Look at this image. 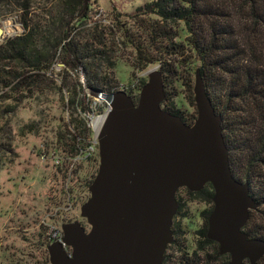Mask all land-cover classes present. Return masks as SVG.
<instances>
[{
  "label": "rangeland",
  "instance_id": "rangeland-1",
  "mask_svg": "<svg viewBox=\"0 0 264 264\" xmlns=\"http://www.w3.org/2000/svg\"><path fill=\"white\" fill-rule=\"evenodd\" d=\"M149 1L89 0L88 16L75 21L74 26L79 28L72 34L78 42L101 40L105 43L101 49L107 51L106 59L95 62L91 72L116 85V92L129 91L136 101L149 80V72L160 69V63H150L139 70L138 51L132 40L138 43L142 40L154 58L161 56L164 60L168 56L162 53L166 51V42H151V28L143 26L142 20L149 22L154 17L135 16L138 8ZM55 2L35 0L33 5L45 14ZM12 16H20V12L0 10V24ZM13 36L16 35L9 38ZM57 56L48 85L27 93L21 100L15 99L17 94L4 97L7 90L0 86V264H51L48 245L53 242V233L62 231L64 223L80 220L87 230L91 228L81 216V206L89 199V187L98 172L99 144L90 155L82 154L81 150L98 141L92 124L108 110V100L104 97L108 92L100 89L102 98L93 95L87 87L88 69L84 65L69 69L62 63L61 50ZM175 58L179 67L170 77L168 87L173 92L172 100L187 119L195 113L197 118L194 86L196 67L200 64L189 52ZM143 79L146 83L142 86ZM77 120H84L90 132L77 137L73 149L71 145L79 131ZM177 194V199L180 196L187 202L176 218L181 226L174 240L179 241L181 249L176 246L167 249L171 264H178L184 251L197 248L196 231L203 225L202 212L208 207L205 202L189 199L185 188ZM255 215L262 214L259 211ZM199 256L205 258L203 253ZM200 264L207 263L202 260Z\"/></svg>",
  "mask_w": 264,
  "mask_h": 264
},
{
  "label": "water",
  "instance_id": "water-1",
  "mask_svg": "<svg viewBox=\"0 0 264 264\" xmlns=\"http://www.w3.org/2000/svg\"><path fill=\"white\" fill-rule=\"evenodd\" d=\"M89 0H84L83 12ZM197 118L188 124L162 107L163 73L149 72L136 101L126 91L109 96L111 109L98 135L99 168L79 221L64 223L63 243L48 245L51 264H164L174 241L173 221L179 211L177 192L214 188L208 237L230 254L228 264H257L264 240L244 230L260 203L248 181L231 167L230 150L206 84L196 69ZM103 97L99 90H92Z\"/></svg>",
  "mask_w": 264,
  "mask_h": 264
},
{
  "label": "trees",
  "instance_id": "trees-1",
  "mask_svg": "<svg viewBox=\"0 0 264 264\" xmlns=\"http://www.w3.org/2000/svg\"><path fill=\"white\" fill-rule=\"evenodd\" d=\"M34 1L0 0V10L20 12L26 29L23 35L9 38L0 45V86L7 90L4 97L17 94L15 99L21 100L27 93L48 85L61 50L65 67L78 69L84 65L89 71L87 87L108 92L104 97L109 99L116 92V85L91 72L95 62L106 59L107 51L101 49L105 43L95 39L92 43L89 40L82 43L72 35L79 28L74 26L75 21L88 16L89 9L83 12L84 0H56L54 7L45 14L34 8ZM135 16L154 17L149 22L142 20L143 26L151 28V42H166L165 46L161 45L166 49L161 52L168 55L163 60L161 56L152 57L142 40L139 43L132 40L138 51L139 70H144L150 63H160L166 89L163 108L181 116L188 124L196 119V113L190 119L183 115L168 88L179 67L175 57L189 52L200 64L196 69H200L212 103L223 117L232 171L238 179L250 183L251 194L264 207V0H151L140 6ZM178 22L183 25L178 27ZM145 83L143 79L142 86ZM77 129L78 135L74 136L71 145L73 149L77 137L90 132L84 120H77ZM185 189L189 199L205 202L208 207L202 212L204 223L196 231L197 248L184 251L178 264H200L202 260L207 264H228L230 254H221L218 242L208 237L209 217L214 207L212 184L208 183L197 192ZM178 201L180 207L173 221L175 236L180 234L181 226L176 218L181 215L187 200L179 196ZM259 211L262 215L256 216L255 212ZM261 221L264 222V209L253 210L244 230L251 237L264 240ZM172 246L181 249L178 240H174L168 249ZM167 251L164 264H171L172 257ZM199 253L205 258H200ZM263 261L264 257L257 264H263Z\"/></svg>",
  "mask_w": 264,
  "mask_h": 264
},
{
  "label": "built area",
  "instance_id": "built-area-1",
  "mask_svg": "<svg viewBox=\"0 0 264 264\" xmlns=\"http://www.w3.org/2000/svg\"><path fill=\"white\" fill-rule=\"evenodd\" d=\"M0 44L5 40V39H9L10 36H12L13 34L16 36H21L26 32V29L24 27V24L22 22V20L20 19V16H12L7 18L6 21H3L0 24ZM13 36V37H16ZM102 98V97H101ZM108 100V110L106 111L105 114L99 115V116H105V119L111 109V104H110V100ZM98 116V117H99ZM92 128H93V124H92ZM98 136V135H97ZM81 141V138H79ZM85 139V138H84ZM97 144H99V141L95 140V142L90 143L89 147L85 150L82 149L81 153H87L88 155L92 154V152H94L96 150V146ZM63 237H64V233L63 231H56L55 233H53V235L51 236V240L54 241H60L63 243ZM63 245L68 249L69 252H71L70 247H68L65 243H63Z\"/></svg>",
  "mask_w": 264,
  "mask_h": 264
},
{
  "label": "bare ground",
  "instance_id": "bare-ground-1",
  "mask_svg": "<svg viewBox=\"0 0 264 264\" xmlns=\"http://www.w3.org/2000/svg\"><path fill=\"white\" fill-rule=\"evenodd\" d=\"M0 32H1V29H0ZM104 121H105V116H101L97 118L95 122L93 123V128L96 131L97 135H99Z\"/></svg>",
  "mask_w": 264,
  "mask_h": 264
},
{
  "label": "flooded vegetation",
  "instance_id": "flooded-vegetation-1",
  "mask_svg": "<svg viewBox=\"0 0 264 264\" xmlns=\"http://www.w3.org/2000/svg\"><path fill=\"white\" fill-rule=\"evenodd\" d=\"M84 218V217H83ZM74 221H76V220H74ZM77 221H79L82 225H83V223L80 221V220H77ZM73 222V221H72ZM84 226V225H83ZM85 228H86V226H84ZM71 249V248H70Z\"/></svg>",
  "mask_w": 264,
  "mask_h": 264
}]
</instances>
